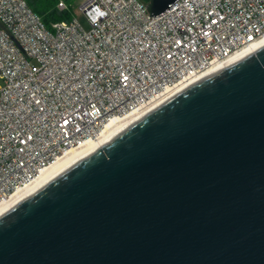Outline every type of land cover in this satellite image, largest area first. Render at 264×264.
<instances>
[{"label":"water","instance_id":"95a60500","mask_svg":"<svg viewBox=\"0 0 264 264\" xmlns=\"http://www.w3.org/2000/svg\"><path fill=\"white\" fill-rule=\"evenodd\" d=\"M0 264H264V43L2 215Z\"/></svg>","mask_w":264,"mask_h":264},{"label":"built area","instance_id":"2783aa9c","mask_svg":"<svg viewBox=\"0 0 264 264\" xmlns=\"http://www.w3.org/2000/svg\"><path fill=\"white\" fill-rule=\"evenodd\" d=\"M57 0L46 27L0 0V203L114 119L148 109L264 37V0ZM67 15V16H66Z\"/></svg>","mask_w":264,"mask_h":264},{"label":"bare ground","instance_id":"6f19581e","mask_svg":"<svg viewBox=\"0 0 264 264\" xmlns=\"http://www.w3.org/2000/svg\"><path fill=\"white\" fill-rule=\"evenodd\" d=\"M264 43V37L252 44L251 46L243 49L242 51L235 54L232 58L228 59L224 63L217 64L208 71H206L203 75L199 78L185 84L183 86H179L178 88L174 89L171 93H169L165 98L162 100L154 103L148 109L130 114L125 118L121 119H114L110 121L104 128L100 138L98 140L87 141L81 147L77 149H72L68 151L64 156L59 158L55 163L51 166L47 167L46 169L42 170L40 174L35 178V180L27 185L25 188L16 191L12 196L11 199L5 203H0V217L14 208L23 200L29 198L30 196L36 194L39 190L44 188L48 185L52 180L58 177L60 174L68 170L70 167L78 163L80 160L90 156L91 154L95 153L97 150L101 149L103 146L108 144L111 140H113L116 136H118L121 132H123L126 128L143 118L146 114L151 112L153 109L159 107L166 101L173 98L187 86L193 84L194 82L200 80L201 78L207 76L208 74L214 72L215 70L221 68L222 66L228 64L229 62L235 60L236 58L242 56L243 54L249 52L250 50L256 48L257 46Z\"/></svg>","mask_w":264,"mask_h":264},{"label":"trees","instance_id":"16d2710c","mask_svg":"<svg viewBox=\"0 0 264 264\" xmlns=\"http://www.w3.org/2000/svg\"><path fill=\"white\" fill-rule=\"evenodd\" d=\"M146 2L150 4V0H146ZM28 3L29 6L40 15L46 27L51 26L56 20L59 21L65 17V15L57 11V0H28Z\"/></svg>","mask_w":264,"mask_h":264},{"label":"rangeland","instance_id":"374dc122","mask_svg":"<svg viewBox=\"0 0 264 264\" xmlns=\"http://www.w3.org/2000/svg\"><path fill=\"white\" fill-rule=\"evenodd\" d=\"M85 0H75L74 3V7H73V15L76 16V18L80 21V23L82 24V26L84 28H88V24L84 18V16L81 14V12L79 11V6L84 2ZM142 2H144L145 4L149 5L148 2H146V0H141ZM151 2V0H150ZM65 19V18H63ZM57 21V20H56ZM50 28V26H47Z\"/></svg>","mask_w":264,"mask_h":264}]
</instances>
